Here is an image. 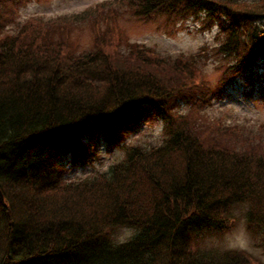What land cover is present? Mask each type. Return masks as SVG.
<instances>
[{"label":"trees","instance_id":"trees-1","mask_svg":"<svg viewBox=\"0 0 264 264\" xmlns=\"http://www.w3.org/2000/svg\"><path fill=\"white\" fill-rule=\"evenodd\" d=\"M29 1L0 0V264H264L220 244L243 218L264 249V140L202 109L240 75L263 79L264 0L99 1L20 20ZM125 14L216 27L215 42L162 56L94 33L72 47L79 24L108 32ZM143 117L163 121V142H125ZM99 140L123 159L67 182Z\"/></svg>","mask_w":264,"mask_h":264},{"label":"rangeland","instance_id":"rangeland-1","mask_svg":"<svg viewBox=\"0 0 264 264\" xmlns=\"http://www.w3.org/2000/svg\"><path fill=\"white\" fill-rule=\"evenodd\" d=\"M99 1L113 2L114 0H30L19 9V19L28 16H41L44 19L53 18L58 15H69L81 13L83 9ZM123 17L113 18L115 24L111 31L105 32L96 26L92 29L87 23H81L74 30H70L69 41L72 47L79 46L87 50L93 44L94 33L101 34L109 42H124L127 40L137 42L140 45L151 48L162 56L183 53L191 54L199 50L205 44H213L216 27L212 29H201L199 23L193 20L187 21L182 26H165L160 19L140 20L136 18ZM118 20V21H117ZM264 25V20L260 25ZM109 49V48H106ZM259 66L258 72H262ZM219 75L215 70L212 61L207 64L205 78L213 82ZM246 77L240 75L231 84L221 97L212 98L209 104L202 109L209 122L221 118L220 122H238L239 126H246V133L264 140V91L263 82L255 81L252 84H245ZM177 107V106H176ZM163 121L155 118L147 120L143 117L128 133L125 142L139 144L149 148L163 142ZM96 155L87 164L69 165L66 173L67 182L90 176L96 172H107L113 163L123 159L124 151L118 147H109L106 142H98ZM131 231L127 228L120 230L118 238L123 240ZM262 236L250 237L246 231L244 219L238 220L235 227L224 234L220 244L224 247L244 250L250 254L253 260L264 263V249L258 244Z\"/></svg>","mask_w":264,"mask_h":264},{"label":"clouds","instance_id":"clouds-1","mask_svg":"<svg viewBox=\"0 0 264 264\" xmlns=\"http://www.w3.org/2000/svg\"><path fill=\"white\" fill-rule=\"evenodd\" d=\"M133 233L131 231L128 232V237L130 238ZM123 242V241H122Z\"/></svg>","mask_w":264,"mask_h":264}]
</instances>
